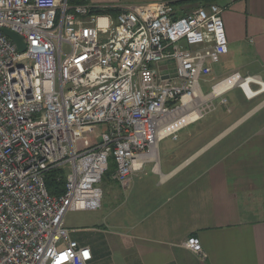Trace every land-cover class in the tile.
Segmentation results:
<instances>
[{"label": "built area", "instance_id": "built-area-1", "mask_svg": "<svg viewBox=\"0 0 264 264\" xmlns=\"http://www.w3.org/2000/svg\"><path fill=\"white\" fill-rule=\"evenodd\" d=\"M171 1L112 15L70 0H0V28L25 44L0 31V264H89L64 216L100 208L110 160L124 190L148 163L157 171L160 140L217 102L228 109V91L264 94L258 75L212 77L228 51L223 7L181 14ZM51 170L65 176L58 196L47 190ZM185 245L203 255L197 237Z\"/></svg>", "mask_w": 264, "mask_h": 264}, {"label": "crops", "instance_id": "crops-1", "mask_svg": "<svg viewBox=\"0 0 264 264\" xmlns=\"http://www.w3.org/2000/svg\"><path fill=\"white\" fill-rule=\"evenodd\" d=\"M221 6L228 51L218 62L227 68L212 66V77L264 81V0ZM225 98L228 109L217 102L176 139L158 142L157 171L133 175L124 190L115 181L108 207L66 212L89 264H264V94L248 100L234 88ZM190 236L203 255L186 247Z\"/></svg>", "mask_w": 264, "mask_h": 264}, {"label": "rangeland", "instance_id": "rangeland-1", "mask_svg": "<svg viewBox=\"0 0 264 264\" xmlns=\"http://www.w3.org/2000/svg\"><path fill=\"white\" fill-rule=\"evenodd\" d=\"M142 1H144V0H99V1H95V2H92L91 0H85V3H83V4H86L89 6H100V7L113 6V7L117 8V10H121L124 7V5H126V4L137 5V4L141 3ZM173 1H175V0H173ZM212 1H213V3H217V4L221 5L228 0H209V2H212ZM201 4H204V3L189 4V5H186L184 7L186 8L187 12H189V11L193 10L194 8H196V6L201 5ZM175 7L177 9L181 8V7H178L176 4H175ZM213 67L216 71V74L218 72H220L219 69L225 70L227 68L226 65L222 64L221 62H217V63L213 64ZM207 87L208 86L204 85V91H207V89H208ZM210 119H211V116H207L204 119V122L208 123L210 121ZM198 126H199V124H194L193 126L190 127V129H194V127L196 129ZM97 130L99 133L101 131V128H98ZM167 139H168V141H170L169 138H167ZM151 165H152V163H148L144 170L149 171L148 169L150 168ZM113 173L111 171V172L105 174L102 177V180L100 183V187L102 189L101 204L103 203L104 207H106V206L108 207L109 204L112 202V197H113V194L115 191L116 185H115V180L112 177Z\"/></svg>", "mask_w": 264, "mask_h": 264}, {"label": "trees", "instance_id": "trees-1", "mask_svg": "<svg viewBox=\"0 0 264 264\" xmlns=\"http://www.w3.org/2000/svg\"><path fill=\"white\" fill-rule=\"evenodd\" d=\"M173 5H177L180 8L181 14H186L187 10L184 6L189 4H197V3H204L201 5H208L212 2H209V0H175L171 1ZM71 4H83L85 3V0H70ZM200 6V5H198ZM197 7V6H196ZM92 11L96 13H108L112 15H116L120 10H117V8L113 6H106V7H100V6H92ZM115 164L112 160L109 161V167L105 174L112 171L114 172ZM47 190L50 195L58 196L64 192V185H65V176L63 171L61 170H51L46 174L45 178Z\"/></svg>", "mask_w": 264, "mask_h": 264}, {"label": "water", "instance_id": "water-1", "mask_svg": "<svg viewBox=\"0 0 264 264\" xmlns=\"http://www.w3.org/2000/svg\"><path fill=\"white\" fill-rule=\"evenodd\" d=\"M0 31L16 44L19 51L25 50V44L23 43L22 38L17 33L5 28H0Z\"/></svg>", "mask_w": 264, "mask_h": 264}, {"label": "bare ground", "instance_id": "bare-ground-1", "mask_svg": "<svg viewBox=\"0 0 264 264\" xmlns=\"http://www.w3.org/2000/svg\"><path fill=\"white\" fill-rule=\"evenodd\" d=\"M165 132V131H164Z\"/></svg>", "mask_w": 264, "mask_h": 264}]
</instances>
